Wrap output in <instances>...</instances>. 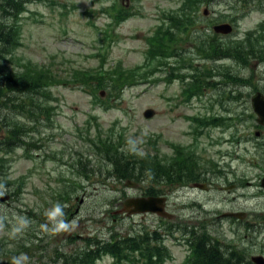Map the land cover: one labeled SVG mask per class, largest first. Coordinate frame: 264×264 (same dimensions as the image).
I'll use <instances>...</instances> for the list:
<instances>
[{
  "label": "rangeland",
  "instance_id": "1",
  "mask_svg": "<svg viewBox=\"0 0 264 264\" xmlns=\"http://www.w3.org/2000/svg\"><path fill=\"white\" fill-rule=\"evenodd\" d=\"M57 1L71 8L75 2L88 6L90 0ZM123 1L127 5L134 4L135 8L143 4L145 15L132 17L121 26L118 30L120 38L110 49L107 65H113L114 61L121 59L126 66L133 67L143 62L146 57L147 43L144 36L152 33L160 21V13L167 17L170 8L177 2L174 0ZM114 2L115 0H106L103 5ZM247 2L246 5L241 6L238 19V23L240 22L241 27L246 30L254 28L259 17L254 0ZM97 6L100 10L101 4ZM27 8L28 11L20 14L17 21L12 18V23L18 24L14 36L21 43L19 46H13L11 56L6 55V58H9L6 63L9 64L11 60L8 68L12 70V76L20 75L23 70L22 63L28 61L38 65L55 63L61 78H66V73L72 68H89L98 65L96 64L98 60L88 54L98 44V34L87 26L85 16L80 12L68 15L61 4L51 5L45 0H34L27 5ZM0 17L7 18L3 12H0ZM109 22L110 18L106 14L97 17L100 28H105ZM179 23V20L173 22L178 33ZM192 31L193 28H190L188 35ZM133 35L136 39L132 37ZM239 39L242 40L241 37ZM234 42L235 40L228 45L231 48L244 50L240 43L233 44ZM107 46L108 44L103 46V53L106 52ZM98 47H101V44H98ZM245 49L250 51L252 47L246 44ZM171 61L175 60L167 61L163 66ZM195 62L201 64L203 60ZM1 64L0 78H6L9 70L3 63ZM159 68L157 75L150 78L151 82L127 88L121 101L112 103L117 108L106 109L97 104L96 99L88 92L80 87L67 85L66 79L62 82L56 79L55 82L60 84L51 89L46 88V85L50 84L47 81L35 86L39 101L32 104L26 98L28 106L19 102V99H23L21 97L12 101L10 95L4 91L0 97H4L0 101V113L4 118L0 125L9 132L0 135V181L2 180L0 219H4V223H10L15 231L16 229L19 231H16V236L10 240L7 234L8 240L0 243V264H14V259H18L19 264H64L60 254L58 256L53 254L55 245L64 246L61 244L62 234L58 233L55 237H58L59 241L54 242L52 241L54 233L42 227L48 225L51 228V222L42 225L37 222L39 216L45 215L57 203L63 206L64 219L70 224L68 230L64 231L66 237L64 254L68 255V252L73 251L81 253L84 246L93 245L102 255L97 259L96 264H113L112 256L103 250V241L111 234L128 237L133 230L146 229L156 230L158 240L164 239L174 255L163 264H185L189 254L184 241L186 227L174 226L171 231L166 232L156 224L149 225L144 215L134 213L140 210V206L145 205V200L150 195H153L150 204H158L159 201L160 204L162 201L164 203L162 197L170 190L173 193L169 202L170 211L179 209L186 217L182 219L179 216L180 222H190V225L199 224L203 229L210 227V233L216 232L220 235L219 251L225 258L231 256L238 261H249L253 256V260L262 261L261 264H264V187L258 183L264 176V169L248 168L238 175L230 172L229 175L218 177L215 173L216 166L213 165L215 170H211V165L209 177L203 176L200 181H191L196 182L197 185L211 181L206 188L204 185L200 186L191 194L201 198V201H188L191 195L185 196L180 192L185 182L174 184L165 182L159 186L155 181H152L145 190L143 199L133 200L131 197L140 195L145 186H128L124 180L120 182L117 176L110 174L112 167L108 161L109 157L100 154L96 145L92 143V140L99 139L101 142L110 141V138L112 140L110 142L119 144L125 152L112 150L111 153L115 158L117 170L124 169L127 174L135 177L138 172L143 178L144 175L153 174L156 170H163L165 167L163 164H169L171 159L175 158L173 146L180 144L181 147L192 141L189 131L194 127V122L186 119V116L210 112L211 102L220 98L234 108L238 118L242 110H246L244 105L235 102L239 95L233 92L234 84L227 85V80L220 81L216 87L221 94L209 87L205 90L206 94L202 99L197 97L186 102L182 98V83L177 79L170 82L168 80L170 71L164 70L162 66ZM252 73L255 77L254 70L245 72L246 75ZM158 78L159 80L155 82ZM211 80L216 81L213 78ZM242 90L244 91L243 88ZM49 91H52L51 95ZM104 91L106 98L107 89L105 88ZM148 109L155 111L150 118L145 116V111ZM213 109L216 113L223 111V108L216 104ZM248 114L256 116L251 108L248 109ZM92 116H96L97 119H93ZM242 122L247 127L252 124L251 121ZM26 125L31 126V132ZM24 130L28 132L25 136H21ZM0 131L2 132L1 126ZM212 133L217 136L212 137L220 142L218 129ZM22 140L27 143L26 146L18 145ZM149 141L152 143L150 144ZM210 143L211 141L207 142ZM227 147L232 148V143H227ZM236 150L246 151V148H236ZM183 154L188 155L190 151ZM205 154L212 155L210 152ZM86 157L90 160L88 166L90 169L84 165L87 174L79 172L75 166L77 160L79 162L80 158L85 160ZM250 158L251 155H247V161ZM242 160L244 159L240 158L238 161ZM190 167L193 168V174L201 168L192 165ZM135 177L130 181L135 182ZM253 181H256V184ZM204 188L209 192H205ZM29 211L34 214L30 218L27 216ZM233 212L238 215L242 213V221H245L249 214L253 217L241 225L233 223L235 227L233 230L229 226L231 219H220L221 216ZM254 217L259 222L257 226L252 224ZM163 220L166 223V218ZM25 221H27L26 225ZM174 222L177 224L176 220ZM201 223L204 226H201ZM3 232V228L0 227V234ZM91 234L97 237L83 239ZM51 243L54 244L53 247ZM201 246L204 251L198 253L207 255V243ZM22 256H26L27 259H22ZM138 261L143 264L144 260ZM190 263L193 264L194 261ZM124 264L138 263H132L128 259Z\"/></svg>",
  "mask_w": 264,
  "mask_h": 264
},
{
  "label": "trees",
  "instance_id": "2",
  "mask_svg": "<svg viewBox=\"0 0 264 264\" xmlns=\"http://www.w3.org/2000/svg\"><path fill=\"white\" fill-rule=\"evenodd\" d=\"M10 9L13 14V17H15V20H18L19 13L23 12L25 9V0H9L8 3ZM119 23V22H117ZM18 24L14 22V26H8V23H5V27L0 26L2 33L6 37L5 47L4 51L6 55H11L13 53V46L20 45V41H18L15 36L14 32L17 31ZM13 35V36H11ZM166 34L160 35L156 34L154 37L148 39V42L151 44V49L148 51V55H150L151 58L159 57L161 56H168L174 53L173 48L164 46L165 42L167 40H172L174 38V33L168 32L167 37H165ZM12 37V38H11ZM168 52V53H166ZM1 58V56H0ZM23 66H26L24 63ZM137 68H140L138 66ZM9 70V69H8ZM202 74L198 75L195 79V83L192 85H189L188 89L185 91L186 93H192L195 95L202 96V94L205 91V88L207 87L208 79L210 78L208 72H200ZM12 72L9 70L7 76H6V82L9 86V89L12 88V92H7L10 95V98L12 101H16L18 98L19 102L23 104L24 106H28V102L26 101V98L29 99L30 103L36 104L39 101V98L36 94V90L34 89L35 86L40 85L43 81H47L50 84H47L46 86L54 85L52 82V75L50 72H42L39 69L31 68L30 70L26 69V71L21 72L20 77L14 78L12 77ZM119 75V81L122 83L127 81L129 79V75L126 71H124L123 66L121 64L114 66L110 69H105L104 66L101 64L98 69L96 70L95 75L91 74L88 71H78L77 76L78 80L80 81H89L95 79V81L100 82V85L106 84L107 81H110L114 83L115 77ZM11 82L15 83L14 86L11 85ZM209 83V82H208ZM210 84V83H209ZM217 113H213V117L217 116ZM29 116H31V112L29 113ZM211 117V116H210ZM210 117H205V119H196V123L198 127L197 129H200L202 125L213 123L214 125L217 124L215 121L209 120ZM28 131H22L21 136H25ZM110 141H112L109 138ZM108 140H102L101 142L99 139L97 141L92 140V143L96 145L97 150L100 154L107 155L109 157L108 161L111 165L112 169H110V174H115L118 176L119 179H125L130 178L134 175L127 174L128 172L121 170H117L116 168V161L115 158L111 155L113 152L112 150H119L112 142ZM18 145L26 146V142L24 140L21 141ZM100 147V148H99ZM116 156H119L118 153H115ZM88 159V160H87ZM90 160L86 157L85 160L81 159L77 160V163L75 164L76 169L81 173H86L84 165L89 166ZM88 169H90L88 167ZM4 170V167H3ZM156 170V174H157ZM87 174V173H86ZM138 175V172H137ZM174 227V226H173ZM192 235H196L197 238L194 240V246L197 249V255L202 259L203 256H206V263L202 262V264H241L240 261L232 259V258H225L220 252V245L221 242L218 238L212 237V236H206L202 231H197L195 229L191 230ZM191 234V233H190ZM97 237V236H93ZM90 237H88L89 239ZM137 239H132L131 237H126L124 235H118V234H111V236L108 239H105L103 241V250L107 253H112L116 257L121 259H127L129 256H132L131 252H139L136 258L143 259L144 264H160L161 262L155 261L154 258L156 256L163 257V248L162 245H156L151 240H149L146 236V234L142 233L140 236H136ZM215 240V241H214ZM202 243V244H201ZM207 243V255L204 253H198L199 251H204L201 245H204ZM77 253V252H73ZM71 254V253H70ZM89 254V255H88ZM101 256V252L97 249V247L91 245L86 247L83 250V253H77L73 254L71 256V259H68L66 256V264H95L97 259ZM132 259V258H129ZM187 264V263H186Z\"/></svg>",
  "mask_w": 264,
  "mask_h": 264
},
{
  "label": "flooded vegetation",
  "instance_id": "3",
  "mask_svg": "<svg viewBox=\"0 0 264 264\" xmlns=\"http://www.w3.org/2000/svg\"><path fill=\"white\" fill-rule=\"evenodd\" d=\"M233 1V0H232ZM247 0H235V5L234 6H238L240 8H242V5H246ZM255 3V10L256 12L259 14L258 19L255 22V28H256V46H255V50L252 52L248 53V57L246 56V53L243 52L241 49H236V50H231L229 48L230 45H228L231 41L233 40H237L239 39V37H241V33L240 29H243L241 27L240 22L238 23V20L236 21V17L233 16H229L226 15V9H223L225 7H228L229 5H219V13L216 16L213 12L212 15H208L209 17V21H210V25H209V33L206 35L207 37L202 39L208 43H217L218 46H223L224 49L222 51H215L213 56L219 57L220 59L218 60H214L212 61L213 63L217 62V61H226L230 63V67L232 68V70H234L235 72H241L243 71L245 68L247 67H253L255 69V77H254V90L253 92L249 91V87H250V83H248L244 76V80L242 81V77L239 76L237 77L233 83H234V93L237 95H241V101H244V106L246 108L245 112L247 111L248 108V94L253 95L254 93H258L260 94L263 98H264V0H254ZM232 22V23H230ZM223 23H229L232 24L233 26V31L230 34H226L220 31L216 30V26L219 24H223ZM203 27L204 26H200L199 30L203 31ZM230 26H227L226 29H229ZM215 29V31H214ZM201 40L197 41L196 45L201 44ZM235 43V42H234ZM240 60V61H239ZM248 62V63H247ZM242 81V82H241ZM244 89V91L242 90V88ZM241 113L239 118L241 121H248L246 114ZM255 123V128H257L260 124L258 123V118L257 116H255L254 119ZM248 131V129H247ZM254 131V130H253ZM2 133H5V129L2 128ZM256 133H252L251 135L254 136ZM247 136V134H246ZM244 143L246 146L252 148V149H256V150H264V138L258 137L256 138L255 141L252 140H244ZM189 174L184 175L180 169H178L176 171V175L175 178L177 179V182H180L184 179L187 178ZM194 182H187L185 184V187L183 188V195L188 196L193 194V191L195 190V188L193 187ZM152 220V222H156L159 221V226L161 228H165V223L163 220H161L160 218L155 217L153 218H149ZM175 220H177V217L175 218ZM220 220V219H218ZM163 221V222H162ZM179 222V220L177 221ZM240 222V221H239ZM187 228L186 231L188 232V235L186 237L187 240H189L190 242L194 243V240L197 238L196 235H192L191 230L195 229L196 232L197 231H202V233H204V231H208L210 232L209 228L208 229H203L200 227L199 224H193L190 225V222H187ZM259 222H255L253 223L254 226H257ZM201 226H204L201 223ZM255 229H257V227H255ZM191 233V234H190ZM207 237L208 236H212L214 237L215 234H217L216 232L214 234L211 233H204ZM220 236V235H219ZM246 237H248L246 235ZM215 241V240H214ZM229 254V253H228ZM253 257V256H252ZM249 260V261H240L241 264H257L253 261V259Z\"/></svg>",
  "mask_w": 264,
  "mask_h": 264
},
{
  "label": "clouds",
  "instance_id": "4",
  "mask_svg": "<svg viewBox=\"0 0 264 264\" xmlns=\"http://www.w3.org/2000/svg\"><path fill=\"white\" fill-rule=\"evenodd\" d=\"M129 143H132V141H129ZM45 215L52 225L51 228H49L48 225H43L42 227H44L46 231L58 233L61 231H66L70 227L69 222L64 219L63 206L59 203L55 204L50 210L45 213ZM24 223L26 225L27 221H25ZM16 231H19V229H16ZM21 258L25 260L27 259L26 256H22ZM14 264H19V260L14 259Z\"/></svg>",
  "mask_w": 264,
  "mask_h": 264
},
{
  "label": "water",
  "instance_id": "5",
  "mask_svg": "<svg viewBox=\"0 0 264 264\" xmlns=\"http://www.w3.org/2000/svg\"><path fill=\"white\" fill-rule=\"evenodd\" d=\"M253 103H254L255 110L258 113H261V111L264 110V102H261L260 100H257L256 97H254L253 98ZM152 114H153V111L152 110H149V111H146L145 112V115L146 116H151Z\"/></svg>",
  "mask_w": 264,
  "mask_h": 264
}]
</instances>
